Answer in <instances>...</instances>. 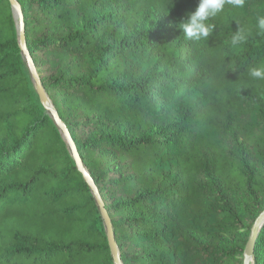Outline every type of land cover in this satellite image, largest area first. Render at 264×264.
I'll return each mask as SVG.
<instances>
[{
    "label": "trees",
    "instance_id": "obj_1",
    "mask_svg": "<svg viewBox=\"0 0 264 264\" xmlns=\"http://www.w3.org/2000/svg\"><path fill=\"white\" fill-rule=\"evenodd\" d=\"M25 43L111 219L123 264H243L264 209V0L213 33L199 0H17ZM244 29L247 40L231 44ZM253 264H264V225ZM0 264H114L71 148L0 0Z\"/></svg>",
    "mask_w": 264,
    "mask_h": 264
},
{
    "label": "water",
    "instance_id": "obj_2",
    "mask_svg": "<svg viewBox=\"0 0 264 264\" xmlns=\"http://www.w3.org/2000/svg\"><path fill=\"white\" fill-rule=\"evenodd\" d=\"M9 1H10L12 10H13L14 19L16 21L19 47H20V49L24 55V59L26 61V65H27L28 71L30 73L31 80L34 84L35 91H36L37 95L39 96L40 101L45 105L46 109L51 114L55 126L62 133L63 139L65 140L67 145L71 148L72 158L75 162V165H76L77 169L82 173L85 181L88 183L89 187L92 190L94 197L96 198L97 204L99 206L100 214H101V217L103 219V222H104V225L106 228L107 241H108V245H109V248L111 251V255H112L114 264H123L121 261V257H120V251H119L118 245H117L115 237H114V231H113L111 219H110L109 214L105 208L103 199H102L97 187L95 186L92 178L90 177L87 169L84 167L82 160L78 154L75 143H74L73 139L71 138L64 122L59 117L52 101L50 100L48 94L46 93V91L42 85L40 76L38 74L37 68L33 62V59L31 57L29 51L26 48L24 19H23V15H22L20 5H19L17 0H9ZM263 225H264V209L256 217V219H255V221L252 224V227L250 229L248 241L246 243L245 250L243 253V264L253 263L255 241H256L257 236H258L259 232L261 231V228L263 227Z\"/></svg>",
    "mask_w": 264,
    "mask_h": 264
},
{
    "label": "clouds",
    "instance_id": "obj_3",
    "mask_svg": "<svg viewBox=\"0 0 264 264\" xmlns=\"http://www.w3.org/2000/svg\"><path fill=\"white\" fill-rule=\"evenodd\" d=\"M226 5L237 9L243 8L245 0H199L195 11L190 12L178 27L182 29L183 35L188 40L206 39L215 29V25L210 21L222 13ZM257 20L260 31L264 32V16H259ZM246 40L247 35L244 29L238 27V30L232 35L231 44L237 46ZM249 75L254 79L264 80V66L251 68Z\"/></svg>",
    "mask_w": 264,
    "mask_h": 264
},
{
    "label": "rangeland",
    "instance_id": "obj_4",
    "mask_svg": "<svg viewBox=\"0 0 264 264\" xmlns=\"http://www.w3.org/2000/svg\"><path fill=\"white\" fill-rule=\"evenodd\" d=\"M251 264H253V263H251Z\"/></svg>",
    "mask_w": 264,
    "mask_h": 264
}]
</instances>
